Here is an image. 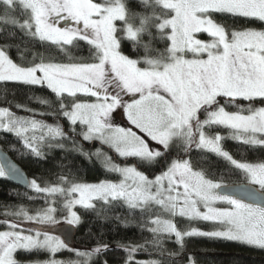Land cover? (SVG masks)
I'll return each mask as SVG.
<instances>
[{"label":"snow or ice","instance_id":"obj_1","mask_svg":"<svg viewBox=\"0 0 264 264\" xmlns=\"http://www.w3.org/2000/svg\"><path fill=\"white\" fill-rule=\"evenodd\" d=\"M138 3L140 12L130 9V0H0V23L27 38L21 48L8 42L17 39L15 31L0 28L6 33V42L0 43V82L47 89L51 97H35L51 109L47 112L0 99V132L16 141H7V148L37 160H47L56 150L88 159L102 156L105 171L121 177L118 182L80 183L71 167L60 163L57 167L68 171L53 174L54 179H27L15 164H0V178L20 180L36 194L28 199L44 204L34 211L4 206L0 264H22L17 256L40 252L50 258L33 264H66L54 258L61 250L80 258L71 264H108L105 257L112 248L103 234L90 248H70L68 237L82 223L77 206L98 215L117 206L139 212L138 226L152 239L143 244L117 241L116 248L125 253L123 264H197L186 250L192 237L264 249V161L237 160L223 147L230 138L264 148V106H252L257 100L264 105V27L236 23L264 26V0ZM229 18L232 25L223 22ZM157 43L166 46L156 48ZM125 44L145 54L133 58L125 54ZM85 47L87 58L71 55ZM231 105L238 110H226ZM117 110L127 126L113 122ZM46 116L54 123H47ZM218 128L229 130V136L213 132ZM82 141H99L121 162L101 148L84 151ZM193 147L223 159L227 174L241 179L224 184L210 170L194 171L192 162L180 155L187 156ZM129 158L135 163L129 164ZM140 165L160 171L149 178ZM58 215L68 226L63 236L52 231L62 226ZM185 221L207 222L214 230L185 226ZM121 223L127 227L132 222ZM168 241L175 250L164 247ZM149 245L161 259H135Z\"/></svg>","mask_w":264,"mask_h":264},{"label":"trees","instance_id":"obj_2","mask_svg":"<svg viewBox=\"0 0 264 264\" xmlns=\"http://www.w3.org/2000/svg\"><path fill=\"white\" fill-rule=\"evenodd\" d=\"M130 9L134 12L142 11L138 0H130ZM228 25H232V19H227L223 21ZM238 27H252L259 30L262 26L259 23L256 24H243L241 21H237ZM0 28H6L7 31H15L17 39L14 41H8L10 43H20L21 48L25 47L23 33L20 32L18 28L13 29L11 25H4L0 23ZM6 33H0V43H4ZM166 45L163 43H157L154 45L156 48H163ZM125 54L137 58L138 56H143L144 50L140 49L136 52L131 48L130 44H125L124 46ZM12 55L16 58V50L12 49ZM71 55L77 58H87L89 56L88 49L85 47L82 50H73ZM29 59L31 57L29 56ZM63 62H69L67 57H64ZM7 98V100H13L15 102L25 104L27 107L35 109L37 112H47L51 111L47 106L41 105L35 97L49 98L48 90L41 89L39 87H28V86H15V85H5L0 82V99ZM223 103V101H221ZM245 107L248 106L247 101H240ZM253 107L263 106L257 100L256 103L252 105ZM18 115H28V113L22 110H16ZM228 111H237L235 105L228 106ZM247 114V113H245ZM40 118V117H37ZM203 118V117H201ZM47 123H54L52 116L43 117ZM66 123L65 121H61ZM219 131L222 136H229V130L218 128L214 129L213 132ZM11 141L16 143L15 138L10 134H5L0 132V147L17 163L22 170L28 175L30 179L35 176H40L44 179H54L53 174H59L61 171L67 172L68 168L61 170L57 167L58 164L63 163L71 167L72 173L75 175L77 182L80 183H96L100 180H112L116 182L119 179L118 174L108 173L105 171L101 160L96 156H92L91 159L86 158L78 152H67L64 153L60 150L53 152L47 160H37L27 154L21 155V153L10 151L6 142ZM83 149L86 152L93 153L97 148H101L102 151L106 152L109 156L114 157L115 162L120 163L121 159L116 157L113 152L109 151L107 148L102 147L97 141L87 142L82 141ZM17 147H20L17 144ZM69 149L72 145L69 143L66 145ZM223 147L227 150L233 157L237 160H244L251 163H259L264 161V148L261 147H249L243 145L240 142L234 141L232 139H225L223 142ZM178 149L173 148V155L175 156ZM180 155L183 158L189 159L195 170L207 169L210 170L215 179L218 182L229 184L233 181H239L241 177L236 174L228 175V165L227 163L215 156L212 153H205L202 150L192 148L191 152L184 156L183 152L180 151ZM66 156L65 159L62 157ZM129 164L135 163L134 158H129ZM139 170L145 171L149 175V178L153 177L154 173L160 171L159 168H148L146 165H140ZM25 193L27 195H25ZM36 196V194L28 188H21L12 183H10L5 178H0V220L4 219L3 213L6 211L5 205L12 206H24L27 209L35 210L37 208L43 207V201L39 198L34 201H30L28 197ZM60 203H62V198L59 196L55 197ZM97 208H101V204H97ZM10 210H15L10 209ZM78 215L81 216L82 223L76 227V236L74 238V245L70 248L85 249L94 246L96 239L103 234L105 241L109 242L112 250L105 257L108 260V264H123V259L125 258V253L121 249L116 248V242H128L133 241L136 243L143 244L145 240H151L152 235L138 226L141 216L139 212L130 213L126 207H115L107 211H102L98 215L97 212L91 210H85L80 206L75 209ZM61 216V215H60ZM119 216L120 220L116 217ZM129 220L130 223L125 227L121 221ZM185 226L200 228L204 231L214 230V226L207 222H192L190 225L185 221ZM218 227V226H216ZM169 251L175 250V245L168 241L164 245ZM186 250L187 253L191 254L197 264H264V249L242 244L237 241H230L226 239H210L207 237H192L186 240ZM50 255L46 252L40 253H22L17 256V259L22 261V264H33L35 261L48 260ZM55 258H60L68 262L78 261L80 258L72 251L61 250L55 255ZM137 260H160L161 256L152 247L148 246V250L144 252L137 253L135 256Z\"/></svg>","mask_w":264,"mask_h":264},{"label":"water","instance_id":"obj_3","mask_svg":"<svg viewBox=\"0 0 264 264\" xmlns=\"http://www.w3.org/2000/svg\"><path fill=\"white\" fill-rule=\"evenodd\" d=\"M0 164L7 166L8 164H15L25 175L27 179H30L28 175L22 170V168L14 162V160L0 147ZM10 183L21 187L27 188L20 180H11L7 179ZM68 226L62 223V226H58L57 228L53 229V234L55 235H62L67 230ZM76 236V227L71 231L70 236L68 237L70 247L74 245V238Z\"/></svg>","mask_w":264,"mask_h":264},{"label":"rangeland","instance_id":"obj_4","mask_svg":"<svg viewBox=\"0 0 264 264\" xmlns=\"http://www.w3.org/2000/svg\"><path fill=\"white\" fill-rule=\"evenodd\" d=\"M202 38H205V39H207L208 37L207 36H204V37H202ZM264 106V105H263ZM261 107V106H260ZM119 114H121V117H122V119L125 121H123V120H121L120 118H119ZM113 122L115 123V124H118V125H120V126H127V121H126V118H124L123 116H122V110H117V112L113 115ZM99 144H100V142L99 141H97ZM101 145V144H100ZM102 146V145H101ZM102 147H104V148H107L109 151H111V152H113L114 153V151H112V150H110L106 145H103ZM104 152V151H103ZM106 153V152H105ZM108 155V154H107ZM114 155L116 156V154L114 153ZM99 160H101V162L103 161V157L101 156V157H99ZM103 164V163H102ZM104 166V165H103ZM194 171H197V170H195L194 169ZM119 176V175H118ZM153 178V177H152ZM121 179V177L119 176V179L116 181V182H118L119 180ZM97 183V182H96ZM216 207H228V205H226V204H220V203H217L216 205H215ZM78 207V206H77ZM57 219L58 220H61V222L63 223V220H62V215L60 216V215H58L57 216ZM59 253V252H58ZM50 255V254H49ZM55 258V257H54ZM56 260H58V261H64V262H66V264H71V262H68V261H66V260H62V259H60V258H55ZM45 261V260H44Z\"/></svg>","mask_w":264,"mask_h":264},{"label":"flooded vegetation","instance_id":"obj_5","mask_svg":"<svg viewBox=\"0 0 264 264\" xmlns=\"http://www.w3.org/2000/svg\"><path fill=\"white\" fill-rule=\"evenodd\" d=\"M114 114H115V113H114ZM119 118H120L121 120H123L122 117H121V114H119ZM123 121H124V120H123ZM124 122H125V121H124ZM113 158H114V157H113Z\"/></svg>","mask_w":264,"mask_h":264}]
</instances>
